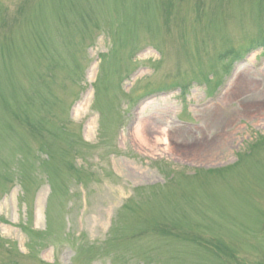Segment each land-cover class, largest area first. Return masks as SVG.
Instances as JSON below:
<instances>
[{
    "label": "rangeland",
    "instance_id": "obj_1",
    "mask_svg": "<svg viewBox=\"0 0 264 264\" xmlns=\"http://www.w3.org/2000/svg\"><path fill=\"white\" fill-rule=\"evenodd\" d=\"M0 264H264V0H0Z\"/></svg>",
    "mask_w": 264,
    "mask_h": 264
},
{
    "label": "bare ground",
    "instance_id": "obj_2",
    "mask_svg": "<svg viewBox=\"0 0 264 264\" xmlns=\"http://www.w3.org/2000/svg\"><path fill=\"white\" fill-rule=\"evenodd\" d=\"M144 126L141 123H138L137 126L135 127L134 130V137L135 139L142 145L144 146H148L149 145V140L146 137L145 133H144ZM163 132V131H161ZM165 142L166 138H163L162 136H156V143H160V142Z\"/></svg>",
    "mask_w": 264,
    "mask_h": 264
}]
</instances>
